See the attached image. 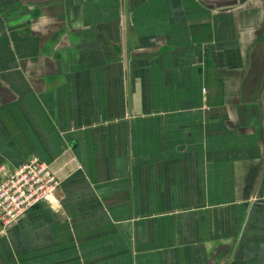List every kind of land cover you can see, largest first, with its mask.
Listing matches in <instances>:
<instances>
[{
	"label": "crops",
	"instance_id": "crops-1",
	"mask_svg": "<svg viewBox=\"0 0 264 264\" xmlns=\"http://www.w3.org/2000/svg\"><path fill=\"white\" fill-rule=\"evenodd\" d=\"M62 178L0 264H264V0H0V167Z\"/></svg>",
	"mask_w": 264,
	"mask_h": 264
},
{
	"label": "built area",
	"instance_id": "built-area-1",
	"mask_svg": "<svg viewBox=\"0 0 264 264\" xmlns=\"http://www.w3.org/2000/svg\"><path fill=\"white\" fill-rule=\"evenodd\" d=\"M58 172L33 156L14 169L0 167V226L3 232L16 225L28 211L40 206L58 207Z\"/></svg>",
	"mask_w": 264,
	"mask_h": 264
}]
</instances>
